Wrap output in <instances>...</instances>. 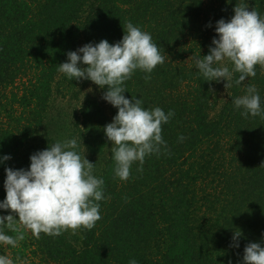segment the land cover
Returning <instances> with one entry per match:
<instances>
[{
	"label": "trees",
	"instance_id": "trees-1",
	"mask_svg": "<svg viewBox=\"0 0 264 264\" xmlns=\"http://www.w3.org/2000/svg\"><path fill=\"white\" fill-rule=\"evenodd\" d=\"M240 3L0 0V155L11 157L0 165V200L5 167L27 169L31 154L67 137L81 138L79 150L95 163L106 197L91 230L37 238L17 222L24 239L6 246L18 264H128L132 258L139 264H243L248 243L264 246V116L244 117L232 103L248 85L264 103V66L256 65V76L241 85L235 73L219 96L222 79L205 81L193 63V56L209 53L216 21H228ZM246 3L264 16V0ZM128 21L152 35L165 59L150 74L137 69L124 95L174 116L162 125L167 148L146 156L142 172L134 163L121 180L103 131L117 112L102 99L106 87L70 81L58 68L68 51L88 42H118ZM90 83L94 93L77 108L65 112L55 103L62 96L78 99ZM235 231L242 233L238 248L232 246Z\"/></svg>",
	"mask_w": 264,
	"mask_h": 264
},
{
	"label": "clouds",
	"instance_id": "clouds-1",
	"mask_svg": "<svg viewBox=\"0 0 264 264\" xmlns=\"http://www.w3.org/2000/svg\"><path fill=\"white\" fill-rule=\"evenodd\" d=\"M227 2V0H226ZM234 15L228 20L216 21L209 53L193 56V63L205 81L221 79L226 84L241 85L245 79L256 76V65L264 66V16L246 0L235 5ZM165 56L152 35L128 21L122 38L115 43L102 39L88 42L75 51L67 52V60L59 64L58 72L70 81L88 80L105 88L102 99L117 109L116 115L103 131L112 143L115 176L127 180L132 165L143 171L146 156L159 154L167 148L162 136V125L167 124L174 112L167 113L159 106L144 108L141 98H126L125 82L139 69L150 74L164 62ZM229 63L232 67H229ZM146 79L150 76L146 75ZM91 87L88 91H91ZM235 109L244 117L264 116V103L255 85H248L245 94L232 98ZM73 111V110H72ZM181 134L178 141L183 142ZM81 138L67 137L30 155L27 169L5 167V198L0 200V245L15 247L24 233L16 228L17 222L39 238L41 232L58 236L66 230H91L101 219L99 201L105 199L104 179L95 174V163L89 162L79 150ZM11 159L0 155V165ZM8 229L17 232L8 234ZM242 233L235 231L232 246L239 247ZM243 264H264V246L248 243L243 250ZM0 264H15L7 255H0ZM128 264H139L132 258ZM231 264V262H229Z\"/></svg>",
	"mask_w": 264,
	"mask_h": 264
},
{
	"label": "rangeland",
	"instance_id": "rangeland-1",
	"mask_svg": "<svg viewBox=\"0 0 264 264\" xmlns=\"http://www.w3.org/2000/svg\"><path fill=\"white\" fill-rule=\"evenodd\" d=\"M92 86H93V83H90V84L87 85V87H84V88L79 92V94H78V99H77V98H70L69 96H67V97L65 98V96H62V97H59V98L56 100L55 103H59L60 106L63 107V110L65 109V112H68V111H70V109H71L72 107H76V106L78 105L79 101L82 100L83 96H84L87 92H90V93H92V94L94 93L93 90L88 91V89H89L90 87H92ZM219 89H222V90H221V94H219V96H220V95L225 96V95L227 94V92H228L227 88L224 86V80H223V79H222V81H221V84L219 85ZM92 91H93V92H92ZM226 91H227V92H226ZM69 107H70V108H69ZM76 108H77V107H76ZM55 110H56V111H54L55 114H57V112L60 111V110H58L57 108H56ZM61 112H62V110H61ZM64 114H65V113H64ZM11 251H12V250H11L10 248H8L6 245H2V248L0 247V255H7V256H9L10 258H12V259L15 261V264H18V256L15 255V254H12ZM21 264H26V262H25V263H22V262H21Z\"/></svg>",
	"mask_w": 264,
	"mask_h": 264
}]
</instances>
